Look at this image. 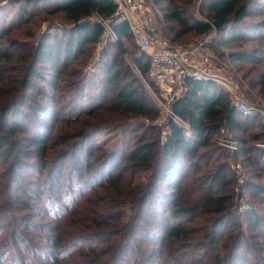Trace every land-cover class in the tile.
Listing matches in <instances>:
<instances>
[{
	"label": "trees",
	"instance_id": "16d2710c",
	"mask_svg": "<svg viewBox=\"0 0 264 264\" xmlns=\"http://www.w3.org/2000/svg\"><path fill=\"white\" fill-rule=\"evenodd\" d=\"M155 2L158 5L168 2L172 7L163 14L164 34L159 30L171 46L177 47L192 33L199 36L217 33L220 38L215 39L216 43L233 46L231 59L238 63L240 71L246 70L251 75L249 84L264 96V0H201L202 20L194 14L197 0ZM30 7L36 10L30 11ZM115 11L112 0L0 2V163L6 166L3 177L10 180L6 190L0 192V222L18 217L23 228L14 225L10 232H19L23 238L35 235L31 229L47 233L41 237L47 252H39L47 264H156L155 257L169 264H251V250L257 253L252 264H264V215L257 212L258 204H250L247 215H242L249 231L247 237L241 231L229 243L232 231L227 238L218 234L227 220L231 227L233 223L236 225L234 208L215 193L226 181L225 176L216 178L217 186H211L212 178L220 175L222 164L202 173L203 167L210 163L207 159L217 152L213 138L220 129L229 127L241 133L246 129L245 120L238 118L223 88L210 82H187L188 90L173 105V110L189 123L188 129L168 121V132L161 138L156 126L143 121L120 122L117 127L125 132L118 149L107 152L105 146L95 143L82 148L92 133L104 124L112 125L110 120L114 118L101 117L104 124L92 123L100 121L98 112L131 114L151 120L155 111H159L143 88L140 89L141 82L124 63L123 56L129 51L145 74L150 59L135 44L127 23L113 21L111 26L117 39L103 49L89 75L71 81L77 114L72 116L71 111L64 114L62 108L50 112V106L46 108L40 103L39 99L51 96L45 92L44 98H40V81L56 89L58 80L69 76L71 63L77 62L103 37L105 29L96 20L97 16L111 20ZM59 13L71 26L40 33L41 25ZM129 40L130 50L125 45ZM245 43L251 45L245 47ZM48 70L50 77L46 78L44 71ZM79 74L74 72L70 76ZM84 117L91 120H82ZM88 123L94 128L87 132L83 127L92 125ZM62 126L68 132L72 130L65 135H76L74 141L65 136L68 138L53 146L62 136H52V132L57 128L63 130ZM231 138L245 144L241 138ZM31 158L37 159V163L30 164ZM37 169L39 176L26 184L23 173H36ZM132 169L147 170L148 183L122 180ZM43 173L48 190H34L30 185L40 186ZM191 178L197 179L198 191H202L196 201L186 197ZM246 181L249 195L264 205V184L253 182L250 177ZM157 184L166 191L160 188L155 192ZM54 188L56 191L52 192ZM100 191L104 192L103 196L99 195ZM84 197L82 208H88L87 212L77 211L79 207L65 211L64 205L77 204ZM116 203L128 206V217L118 210ZM159 205L162 210L157 209ZM147 208L161 214V221L153 219L149 211L150 218H144L142 214ZM31 213L39 222L29 220ZM157 226L162 235L151 231ZM134 234L141 239L139 247L133 244L132 240L137 239ZM99 240L107 244L99 246ZM11 253L9 249L2 254L0 264ZM55 257L57 260L52 262ZM24 260L28 261L18 259L16 254L12 264H24Z\"/></svg>",
	"mask_w": 264,
	"mask_h": 264
},
{
	"label": "rangeland",
	"instance_id": "374dc122",
	"mask_svg": "<svg viewBox=\"0 0 264 264\" xmlns=\"http://www.w3.org/2000/svg\"><path fill=\"white\" fill-rule=\"evenodd\" d=\"M7 1L10 0H0V2L6 3ZM145 5L150 9L156 18V22L158 25V29L160 30L161 34H164L163 30V24H162V19H163V14L166 11H169L172 7L168 2H163L162 5H158L155 0H144ZM48 6H51V1L48 4ZM203 6L201 3V0H197L196 2V7L194 10V14L197 18L203 19L204 15L202 14ZM36 10L33 7H30V11ZM204 12V10H203ZM64 15L62 13H59L55 16H51L48 18L47 22H44L41 25L40 33L43 31H51L52 29L58 28L59 26L62 27H68L71 26L70 23L67 21L63 20ZM104 28V27H103ZM159 32V33H160ZM40 37V36H39ZM220 38V35H218L215 32L210 33L209 35L206 36H199L195 33L187 35L184 39H182V43H180L177 46H186L192 43L200 42L203 41L204 39H208L209 42L207 44L208 51L213 57L214 64L218 67V69L222 72V74L230 79L234 84L238 85L239 87V93L243 96V99L245 102H247L248 105H252L256 107L259 111H264V96L262 93H260L259 89L256 87H252L249 82V76L246 70L244 72L240 71L238 69V63L236 61H233L230 56V51L232 50L233 46H221L216 43V38ZM115 40L113 39H104L103 37L101 40L97 43L96 46L91 45L89 49L86 51L84 56H81L77 62L71 63V65L68 67V72L69 76H62L58 82H57V88H49V85L45 83L44 81H40V89L41 91L39 92L40 98H44L45 92H49V97H46V99H39L40 103L43 104L46 108H50V112H57L60 108L63 109L64 114L67 113H73L72 116L76 115L77 109L73 108V102H72V95H73V89L71 85V81L73 80H79V78H84L86 74L89 75L91 73V70H94L93 68L95 67L96 63L98 62L101 53L103 49L108 46L111 42H114ZM130 40L125 42V45L128 46L127 48L130 50L132 46H130ZM246 45V46H245ZM245 47H248L251 45V43H245ZM244 47V48H245ZM124 63H126L130 67V63H132L134 60L132 54L128 51L124 54ZM42 66V63L39 65ZM40 68V67H38ZM131 68V67H130ZM40 70V69H39ZM46 70V69H45ZM132 70V69H131ZM51 71H44L45 77H50L49 73ZM74 72L80 73L78 77H71L70 74H73ZM248 75V77H247ZM136 78V75L134 76ZM137 80V79H136ZM140 83V82H139ZM100 78L97 79V85H100ZM140 89L143 88V92L146 94V96L149 98L151 103H154L152 99H150L147 91H144L143 85L140 83ZM90 90V88H89ZM113 91H115V87L112 88ZM91 92V91H89ZM111 99V96L108 98V102ZM29 102V101H28ZM27 102V104H28ZM85 103L83 102V105ZM155 105V103H154ZM97 112V111H96ZM98 118L100 121L94 120L92 123L96 124H104L105 122L102 119H110L114 118L112 121V125H103L101 129L97 130V132H94L91 134L90 138L86 139V142L82 144V148H89L88 146L91 145L92 143L95 144H101L102 146H105L106 151H112L115 149H118L119 145L121 144V140L123 138V133L125 132V129H121L120 127H117V124L120 122H141L143 121L146 124H149L151 126H156V129H159L161 132V138L165 136V134L168 132L167 129V123L168 120L166 117H163L160 114V111H155V114H153V119L148 120L147 118H143L140 116H135L131 114H120L119 116L116 113L106 115V112H98ZM102 117V119H101ZM244 118V117H243ZM52 120L51 118H48L47 122H50ZM82 120H89L87 118H82ZM245 120L246 126H245V131L244 132H237L236 130H232L226 128V138L229 139L231 136H235L237 138L243 139V141L246 144H241L237 139L236 142L233 144H228L224 142L223 140H219V133L214 136L213 142H215V148L217 152L213 155L212 158L207 159L210 160V163L203 167V172L206 173L209 171L214 170L216 165L222 164L219 168L220 172L217 177L212 178L211 180V186H217L218 180L216 178L225 176L226 181L217 189H215V193L219 197H223L224 200H226V203L229 206H232L234 209V215H235V223L231 227L230 222L227 220L224 225L221 227L218 235L224 236V238L229 237L230 231H232V239L229 240V243L233 242V239L237 236L238 232L243 231L245 233V237L249 234V231L247 230V223L245 222V219L243 218L242 215H247V212L249 210L250 204L254 203V205L259 206L258 211L260 214L264 215V205L260 202H258L257 198H253L249 195L250 191L247 188V181L248 177L251 178L253 182H256L257 184H264V117L263 115L258 116V114L247 117L245 119H242V121ZM247 121V122H246ZM88 123V124H92ZM74 127H80V124H74ZM92 124L89 127H83L86 129V131H91L94 127ZM61 128H64L62 126ZM120 128V129H119ZM58 130V132H57ZM68 129H59L57 128L52 132V136L55 134L60 135L61 139L55 141L53 146L61 142L63 139L68 138L65 136L66 133L68 132ZM55 132V133H54ZM48 134V132H47ZM76 135L71 134V138H73L71 141H74ZM59 137V136H58ZM214 144V143H213ZM220 159V161L218 160ZM207 160L205 162H207ZM67 165L70 163V158L67 159ZM37 163V159H30V164ZM50 165H54V163H50ZM207 168V169H206ZM6 169L5 165H1L0 163V192L6 190L8 184L10 183V180H8V176H4L5 173L4 170ZM22 170H24L22 168ZM137 172H136V171ZM206 170V171H205ZM36 173H33L32 171H25L24 174V180L26 184H30L33 179L39 176L40 171L37 169L35 171ZM148 174L149 172L144 169H132L130 172L125 173L123 176L122 180L125 181H131L133 184L140 183V184H147L148 180ZM7 179V180H6ZM45 175L43 173L42 177V183L40 186L35 185V183H32L30 186L34 190H42L47 191L48 190V185L46 184V181L44 183ZM5 184V185H4ZM15 187L19 185H14ZM161 190L166 191V188L161 186V185H156L155 192H158ZM199 189V184L197 179L191 178L190 181L188 182L187 188H186V197L191 198L193 201H196L200 196L202 191H198ZM56 191L55 188L52 190ZM99 195L103 196L104 192H98ZM7 194V192H6ZM87 197V196H86ZM86 197L83 199H80L78 203H72V205H64V209L66 212L69 210H73V208L79 209L77 211L79 212H87L89 209H83L82 206L84 207V204L86 201ZM32 202L36 201L32 199L31 197H28ZM153 198V197H152ZM1 202V201H0ZM3 202V201H2ZM84 202V203H83ZM172 202V200H171ZM82 204V205H81ZM93 203H90L92 205ZM81 205V206H80ZM88 205V207L90 206ZM118 210H122L124 215L126 214L127 217L129 216L130 210L128 206L125 203H116ZM92 208V207H91ZM90 208V209H91ZM155 208V207H154ZM154 208L150 209L147 208L146 212H143L142 216L145 218L147 217L148 219L150 218L149 215H147V212H151L153 214V219H155L157 222L161 221L160 216L161 214H157L154 211ZM158 210H162L161 206H157ZM113 210H116L115 208ZM50 211H47V213ZM25 214V213H22ZM35 215L31 213L29 216V220L32 222H39L38 218L34 217ZM18 217H10L7 218L3 221L0 222V227L3 224H7L6 228H1L0 230V246H2V250L0 252V256L4 254L5 252L7 253L8 250H12V255L8 256L4 262V264H9L12 256L13 259L11 260V264L15 262V255H18V259L26 258L27 260H24V264H29L30 263V258H31V264H41L45 262L47 264V260L44 259L43 255L39 253L41 250H44V252H47V246L46 243L41 239L42 235L47 234L43 233V231H40L38 229L37 231L32 230V232H36L35 235L29 236V235H24V238L22 237L19 232H14L11 230V226L16 225L18 228H23L21 227V222L17 220ZM68 218V217H66ZM142 220V219H141ZM47 221H49L47 219ZM153 229V230H152ZM151 231L153 233H158L159 235H162L161 232L159 231V226L153 227ZM15 230V229H14ZM4 232L3 234H1ZM156 233V234H157ZM135 238L132 240L133 244L136 247H139L142 242L140 237H138L137 234L133 235ZM20 237V238H19ZM15 238V239H14ZM159 238V237H158ZM12 242V243H10ZM14 243V246H13ZM99 246H105L107 243L105 241L99 240L97 241ZM87 243H83V245H86ZM232 244V243H231ZM150 246V244H146ZM145 246V245H144ZM144 246L142 247L144 249ZM49 249L51 250V247L49 246ZM14 250V253H13ZM76 253V252H75ZM74 253V254H75ZM57 255H61V253H57ZM67 256V255H66ZM65 256V257H66ZM257 256V253L255 250H251V255H250V262L251 264L255 262V257ZM165 258V257H164ZM71 259V258H70ZM68 259V260H70ZM54 260H57L56 257L52 259V262ZM155 263L156 264H169L165 260H158L157 257H155ZM23 262V261H22ZM19 264H21L19 262Z\"/></svg>",
	"mask_w": 264,
	"mask_h": 264
},
{
	"label": "built area",
	"instance_id": "2783aa9c",
	"mask_svg": "<svg viewBox=\"0 0 264 264\" xmlns=\"http://www.w3.org/2000/svg\"><path fill=\"white\" fill-rule=\"evenodd\" d=\"M112 2L116 6L113 18L111 20L99 16L96 18L105 29L103 38L117 39V34L111 26L113 21L127 23L135 44L150 59V68L146 74L135 61L130 63V67L160 114L168 121L184 129L189 128V123L173 110V105L187 92L189 80L210 82L223 88L239 119L256 114L264 117V111L248 105L239 93L238 85L225 77L214 64L207 48L208 39L173 47L159 33L155 15L145 5L144 0H112ZM226 136L225 128L220 129L219 140L228 144L236 142L233 138L227 139Z\"/></svg>",
	"mask_w": 264,
	"mask_h": 264
},
{
	"label": "crops",
	"instance_id": "0c3cea01",
	"mask_svg": "<svg viewBox=\"0 0 264 264\" xmlns=\"http://www.w3.org/2000/svg\"><path fill=\"white\" fill-rule=\"evenodd\" d=\"M242 119H245V118H240V120H242Z\"/></svg>",
	"mask_w": 264,
	"mask_h": 264
}]
</instances>
